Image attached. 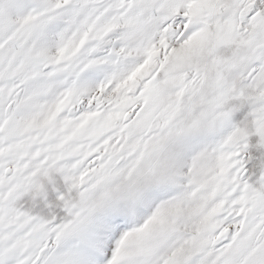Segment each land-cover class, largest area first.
<instances>
[{
  "label": "snow or ice",
  "instance_id": "1",
  "mask_svg": "<svg viewBox=\"0 0 264 264\" xmlns=\"http://www.w3.org/2000/svg\"><path fill=\"white\" fill-rule=\"evenodd\" d=\"M0 264H264V0H0Z\"/></svg>",
  "mask_w": 264,
  "mask_h": 264
}]
</instances>
